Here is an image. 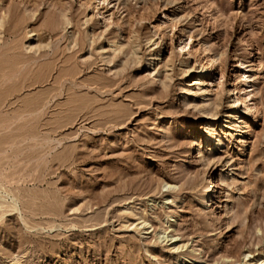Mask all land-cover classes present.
Instances as JSON below:
<instances>
[{
	"label": "rangeland",
	"instance_id": "rangeland-1",
	"mask_svg": "<svg viewBox=\"0 0 264 264\" xmlns=\"http://www.w3.org/2000/svg\"><path fill=\"white\" fill-rule=\"evenodd\" d=\"M0 18V264H264V0H0ZM119 35L138 56L108 50ZM181 39L215 118L183 105Z\"/></svg>",
	"mask_w": 264,
	"mask_h": 264
},
{
	"label": "bare ground",
	"instance_id": "bare-ground-1",
	"mask_svg": "<svg viewBox=\"0 0 264 264\" xmlns=\"http://www.w3.org/2000/svg\"><path fill=\"white\" fill-rule=\"evenodd\" d=\"M104 1L105 0H102V2H104ZM60 17H62V15H60ZM32 18H34V15H33ZM63 18H65V17H63ZM66 21L68 22L67 25L71 24V23H69L68 20H66ZM105 23H106V25L104 26V33L107 32V31H109L111 29V27H112V24L110 23V21L108 19L105 20ZM3 27H4V18H0V29H2ZM30 34H31V32H30ZM156 36H157V34L154 33V35H152L151 39L148 41V44H151L150 45V48L151 47L152 48L153 47L157 48L159 46V39L160 38H156ZM189 39H185V40L181 39V41H180L181 43H180V47H179V52H177V55H179V56L182 57L181 58L182 59L181 60V68H180L181 75L184 76V77L191 78L190 80L184 82V86H181L179 88V90L181 91L180 93H185V94L187 93L191 97V99L188 100L187 102H185L183 105L186 106V108L187 107L188 108L191 107V109L198 110L203 115V117L206 118V119L207 118L212 119V118L217 117V112H218V110L220 108V104H221L220 103V99L217 98L213 102H209V99L206 96V93H207L208 88H207V86H204L206 84L205 76H204L205 74H204L203 70L200 69V67H198V65H200L199 60H198V58H196L197 56L195 57L194 55L193 56H194L195 60H194L193 63H192V60L190 59V56L192 55L191 54V51L192 50L189 48L190 47V41H189ZM123 41L124 40H122L121 35H119L118 38H117V40H115L111 44H109L108 50L112 51L114 55H119L121 53L122 55H126V56L127 55H131V57L138 56L134 44L133 43H129L130 44V48L128 50L127 49L124 50L125 49V44H124ZM101 51H103L102 48H101ZM204 51L206 52V48L204 49ZM245 51H247V50H245ZM152 56L153 57L149 58V61H152L155 57H158V53H156V55L153 54ZM212 59L213 58H209L208 59V63L211 62ZM131 64H132V61H131ZM253 66H254V64H253ZM253 66L251 65V67H250V69L252 71V74L247 75V76L246 75H243L242 76L243 78H245V82H247V83L250 82L251 80L253 81L256 78L257 69H254ZM194 88H197V89H194ZM242 90L243 89L241 87H240L239 90H236V89L233 90V92H235V95L232 97L233 99L228 102L229 103V105H228L229 107L228 108L232 112L227 116V118L230 121H229V123L226 124V128H231L232 123L233 122H235V123L237 122L238 133L241 135V137H242L241 139H243V142H244V134L247 132L246 129H248V126H247V128L244 127L247 124L246 123V119H245L246 116H245L244 113L249 112L252 108L250 109V108L244 106L245 109H243L242 106L245 105L246 98L243 96V94H241V91ZM222 133H224V132H222ZM215 135H216L215 138L220 137L217 134H215ZM213 138H214V136H213ZM219 139L220 140H217L216 139L215 141H217L218 143H220V144L223 145L222 138L220 137ZM241 142L242 141H240L239 143H241ZM222 145H220V146H222ZM213 161L214 160H208L207 163H206V165L209 166L212 163H213V165H215V164L218 163V162H213ZM228 162H225V163H228ZM203 181L205 182L204 183V186H203V194H200L199 200H200V203L202 205H207V202H208L207 199L208 198L206 197V193L210 190L211 186H210V181H209V178L208 177H206L205 179H203ZM194 184L193 183H190L189 186H190V189L191 190H194V188H195V186H196L197 183H194ZM163 188L164 189H167L171 193H174L176 190H178L179 187L176 186L175 184L165 183L163 185ZM166 200L167 201L168 200H171L172 201V197L171 196H167L166 197ZM172 221L174 222L175 219H172ZM137 227H140L141 228L140 230L147 232V234H150L149 231H150L151 227L147 224V222L140 221V222H138L135 225V228H137ZM169 228L171 229L172 226H169L168 229ZM171 232H174L175 233L176 231H175V229H171ZM161 234H162V237L165 235V233H161ZM161 234H159V236ZM161 239H163V238H161ZM166 240H168L166 244L171 243V244H169L170 245L169 247H171L169 250H170V253L172 252V254H174L176 258L178 257V253L179 252L182 253V251L187 248V245L179 244L176 235H170V236H168V234H167L165 236L163 242H165ZM144 251L146 253L145 255L148 256L149 255V250H144ZM196 252L197 251L192 250L190 252V255L184 256L183 257L184 263H188L189 260H190V258L192 257V255H194ZM248 256H249V253H246L243 256L244 264H245V260L248 258ZM263 262L264 261H262V263Z\"/></svg>",
	"mask_w": 264,
	"mask_h": 264
}]
</instances>
